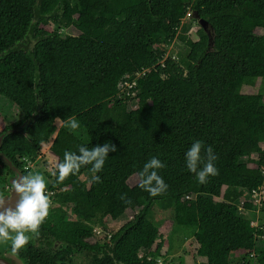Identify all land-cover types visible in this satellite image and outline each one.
<instances>
[{"label": "trees", "instance_id": "obj_1", "mask_svg": "<svg viewBox=\"0 0 264 264\" xmlns=\"http://www.w3.org/2000/svg\"><path fill=\"white\" fill-rule=\"evenodd\" d=\"M70 27L79 34L65 38L60 31ZM175 40L194 54L182 66L170 52ZM258 81L257 93L244 92ZM0 96L21 115L2 147L15 161L35 160L46 145L56 165L80 146L111 141L118 149L96 174L100 183L90 166L63 182L56 165L48 175L44 228L57 242V264H74L61 261L64 251L101 247L112 255L97 262L172 264L166 232L146 245L139 233L160 200L173 201L195 264H264V226L239 213L254 210L245 192L264 183V0H0ZM196 140L218 157V174L204 184L185 164ZM152 157L168 185L156 197L139 187ZM95 225L103 233L92 240Z\"/></svg>", "mask_w": 264, "mask_h": 264}, {"label": "clouds", "instance_id": "obj_2", "mask_svg": "<svg viewBox=\"0 0 264 264\" xmlns=\"http://www.w3.org/2000/svg\"><path fill=\"white\" fill-rule=\"evenodd\" d=\"M71 129L79 127L75 119L70 122ZM117 147L111 142L88 148L80 146L77 152L65 151L63 161L56 165L53 175L57 182H63L70 175H76L81 168L90 166L93 181L101 182L100 173L110 153L117 152ZM203 151V154H202ZM218 159L213 148L202 141H194L185 153L187 170L196 175L201 184L207 182L208 177L218 174L215 161ZM165 165L157 157L148 160L138 173L139 187L147 191L150 196L163 194L168 185L158 174ZM47 192V182L41 174L17 175L7 192H0V242L11 241V252L15 254L29 243L28 233H37L40 226L49 215L50 201ZM13 193L19 201L15 208L6 207L5 202Z\"/></svg>", "mask_w": 264, "mask_h": 264}, {"label": "rangeland", "instance_id": "obj_3", "mask_svg": "<svg viewBox=\"0 0 264 264\" xmlns=\"http://www.w3.org/2000/svg\"><path fill=\"white\" fill-rule=\"evenodd\" d=\"M47 29H55L54 24L50 23L47 26ZM197 30V26H194L191 29L190 33L194 39L197 38ZM60 32L65 38L79 34V31L73 27L63 28ZM170 52H172L174 58L176 57V59L180 62L181 66L183 65L184 60H191L193 59L194 55L192 51L184 46V44L176 40L170 44ZM260 87L261 81H258L255 87L245 86L243 90L246 93H257ZM19 119H21V115L19 114L14 103L10 99L0 96V129L9 126L11 123ZM56 162V157L50 152V146L46 145L41 154L36 157V160L29 161L27 166L31 169V173L33 174L44 172L46 167L51 173L54 166L56 165ZM48 185L49 183L47 182V186ZM48 198L50 204H52L53 200L51 196ZM260 207V205H255L253 211H248L244 208H241L239 212L240 216L252 217L253 225L256 227L261 225L264 226V214L260 211ZM125 214L129 217V219L133 216L132 212L130 211L125 212L123 215ZM117 225L118 227H121L122 223H117ZM92 230V240H94L95 236H99L103 233V230L96 225ZM159 230L161 232H166V235L170 236L168 238V242H170L167 248L169 249V256L172 264H195L198 262L199 259L195 255L196 245L194 240L191 237H185L183 231L175 224L174 204L172 200H160L155 202L145 224L139 232L143 244H148L153 239V237L157 235ZM184 250H186L188 253L186 254ZM82 257L83 256L79 253H76L75 255V259L79 262L85 261V259ZM182 258L184 259L183 263L181 261ZM234 264L248 263L243 262L241 259H235Z\"/></svg>", "mask_w": 264, "mask_h": 264}, {"label": "flooded vegetation", "instance_id": "obj_4", "mask_svg": "<svg viewBox=\"0 0 264 264\" xmlns=\"http://www.w3.org/2000/svg\"><path fill=\"white\" fill-rule=\"evenodd\" d=\"M7 127L0 129V140H1V137L3 136L2 144H0V192H7L11 184V181L14 180L17 175L31 173V169L27 166V163L31 160L29 161L26 160L25 161L26 163L23 164L22 161L13 160L3 150L2 147L5 141L4 140L5 136L11 133L12 131L11 129L8 130ZM2 155L6 158L8 162L11 163L12 166H10L4 161V158L2 157ZM51 173L46 167V170L39 174L43 175L46 179V182H48V175ZM47 218L45 219L43 224L40 226L37 233L27 234L29 236V243L25 247H23L22 249L18 250L15 253L19 257V259H17L18 257L16 258L17 261H15V256L11 252V241L0 242V256L8 257L11 260H13L11 257L13 256L14 257L13 262L15 264H57V242L55 243L52 242L51 234H49L48 231L44 228ZM63 250H68V248L64 246ZM72 250L73 251H71L68 255L67 253L69 251L68 252L64 251L63 253H65V255L63 256V259L61 261H67L66 260L67 257L69 258V260L71 259L75 260L74 254L77 253L78 250L75 248H73ZM53 253H56L54 257L50 255ZM80 255L84 256L85 261L79 262L75 260L74 264H106L102 262H97L96 258L98 257L107 258L108 255L110 256L112 254L110 253V251H107L103 247H101L98 250V252H97V249L94 248V249H90L89 251L82 252ZM58 263L62 264V262H58Z\"/></svg>", "mask_w": 264, "mask_h": 264}, {"label": "built area", "instance_id": "obj_5", "mask_svg": "<svg viewBox=\"0 0 264 264\" xmlns=\"http://www.w3.org/2000/svg\"><path fill=\"white\" fill-rule=\"evenodd\" d=\"M191 16V12H189L187 14V17H190ZM137 84H136V81H133V82H125L122 86H120L121 89H127V90H130L132 89L133 87H136ZM138 108L139 107V102L137 99L134 100L133 102V108ZM134 108V109H135ZM136 108V109H137ZM248 195V198L250 199L251 198V201L254 203V205H262L263 202H264V183L262 186H260L259 189H255L253 190L251 193L249 192H245V196ZM186 199H195L194 196H187Z\"/></svg>", "mask_w": 264, "mask_h": 264}, {"label": "water", "instance_id": "obj_6", "mask_svg": "<svg viewBox=\"0 0 264 264\" xmlns=\"http://www.w3.org/2000/svg\"><path fill=\"white\" fill-rule=\"evenodd\" d=\"M195 14H196V18H199V15L197 13H195ZM198 22H199V24L201 25V27L205 31H207V32L210 33V31H209V22L207 20L199 18ZM2 139H3V136L1 137L0 144H2ZM2 157L4 158V161L7 164H9L10 166H12L11 163L8 162L3 155H2ZM18 201H19L18 195L15 194V193H13L12 197L10 199H7L6 200L5 206L6 207L15 208L16 204L18 203ZM14 256H15V261H17L16 258L18 257V255L17 254H14ZM11 257H12L13 260L9 259L8 257L0 256V264H15L13 262L14 261V257L13 256H11ZM17 259H19V257Z\"/></svg>", "mask_w": 264, "mask_h": 264}]
</instances>
